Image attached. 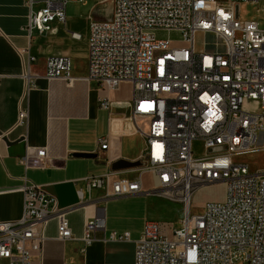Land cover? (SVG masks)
<instances>
[{
    "label": "built area",
    "instance_id": "obj_1",
    "mask_svg": "<svg viewBox=\"0 0 264 264\" xmlns=\"http://www.w3.org/2000/svg\"><path fill=\"white\" fill-rule=\"evenodd\" d=\"M23 29L29 34L63 24L68 0H39ZM84 2L85 0H78ZM103 2L104 0H94ZM111 13L91 20L87 30V79L104 91L120 82L131 85L132 119L146 120V130L135 124L143 140L140 165L133 178H113V171L83 178V190L101 188L103 199L124 198L141 192L140 175L150 174L151 191L181 204L177 226L146 220L134 240L132 264H264V170L249 171L233 159L257 138L264 152V28L255 19H241V3L264 0H111ZM256 11L264 13V4ZM157 31L178 32L183 46H171ZM209 33L220 51H196L194 33ZM76 39L79 34L70 32ZM19 78L23 93L33 87L30 66L34 55L26 50ZM67 56H50L41 76L68 81ZM19 99L14 125L25 126L27 109ZM99 106L106 108L107 98ZM203 152L195 154L193 142ZM100 149L106 140L99 139ZM43 148L24 147L17 162L42 165ZM224 181L222 201L206 202L190 214L191 193L197 187ZM21 212L15 220H0V259L6 264H34L45 239L44 223L54 219L58 240L72 238L67 219L55 198L39 185L25 182ZM147 192V191H146ZM98 213L84 220L79 240L86 246L104 230ZM128 240V232L107 236Z\"/></svg>",
    "mask_w": 264,
    "mask_h": 264
},
{
    "label": "crops",
    "instance_id": "obj_2",
    "mask_svg": "<svg viewBox=\"0 0 264 264\" xmlns=\"http://www.w3.org/2000/svg\"><path fill=\"white\" fill-rule=\"evenodd\" d=\"M40 6L39 0H32L33 10ZM111 10V0H68L63 24L52 22L45 33L27 34L23 29L26 0H0V220L19 217V188L28 182L55 198L72 233V238L58 240L55 220L44 223L40 253L31 254L34 264H132L134 240L144 221H158L160 204L174 207V227L181 218L180 202L151 191L147 172L140 175L141 192L128 197L105 200L101 188L91 189L82 198L76 195V189L83 190V178L88 175L111 170L113 178H133L141 163L143 140L135 124L145 131L146 120L132 119L130 83L122 81L116 89L104 91L87 79L88 24L105 18ZM70 32L79 37L71 38ZM23 49L35 57L30 66L34 86L25 93L19 78L25 60L19 51ZM50 56L69 58L68 81L41 76ZM121 84L128 86L124 94L119 93ZM103 97L107 98L106 108L98 104ZM20 98L27 109L25 126L14 125ZM99 139L106 140L104 149L99 148ZM25 146L44 149L42 165L24 167L17 162ZM98 213L104 217V230L96 231L95 239L83 247L79 240L82 224ZM110 232H128V240L108 239ZM0 264L6 261L0 259Z\"/></svg>",
    "mask_w": 264,
    "mask_h": 264
},
{
    "label": "rangeland",
    "instance_id": "obj_3",
    "mask_svg": "<svg viewBox=\"0 0 264 264\" xmlns=\"http://www.w3.org/2000/svg\"><path fill=\"white\" fill-rule=\"evenodd\" d=\"M221 1V0H216ZM89 1L87 4L89 5ZM264 4V1H260L257 4L251 3H241L238 6V16L241 19H255L258 21V26L264 28V13L256 11ZM155 36L158 38H168L171 46H183L185 42L181 41L180 34L174 31H157ZM194 49L196 51H220L221 46L219 45V40L209 33H204L197 31L194 33ZM119 87V86H118ZM128 91L127 84H121L119 88V93L124 94ZM147 124L143 127L146 129ZM260 138H257L255 144L248 148L245 152L235 154L233 156L234 161L244 163L249 171H261L264 170V152L260 149ZM193 151L195 154H201L203 148L201 144H193ZM145 181L149 183V178L145 177ZM225 191V182L218 181L203 186H199L194 189L190 197V214L200 213L206 202L212 201H222ZM158 222H164L168 228V235L171 234V228L174 227L172 219L175 216L174 207L170 204H160L157 208Z\"/></svg>",
    "mask_w": 264,
    "mask_h": 264
},
{
    "label": "water",
    "instance_id": "obj_4",
    "mask_svg": "<svg viewBox=\"0 0 264 264\" xmlns=\"http://www.w3.org/2000/svg\"><path fill=\"white\" fill-rule=\"evenodd\" d=\"M77 155H86V154H77Z\"/></svg>",
    "mask_w": 264,
    "mask_h": 264
}]
</instances>
